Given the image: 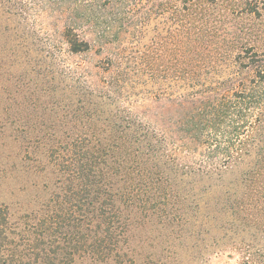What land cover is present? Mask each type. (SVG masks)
Instances as JSON below:
<instances>
[{
	"label": "rangeland",
	"instance_id": "obj_1",
	"mask_svg": "<svg viewBox=\"0 0 264 264\" xmlns=\"http://www.w3.org/2000/svg\"><path fill=\"white\" fill-rule=\"evenodd\" d=\"M263 59L264 0H0V264H264ZM118 125L183 152L106 147L92 204L73 144Z\"/></svg>",
	"mask_w": 264,
	"mask_h": 264
},
{
	"label": "trees",
	"instance_id": "obj_2",
	"mask_svg": "<svg viewBox=\"0 0 264 264\" xmlns=\"http://www.w3.org/2000/svg\"><path fill=\"white\" fill-rule=\"evenodd\" d=\"M65 36L69 44L70 50L72 52L88 50L89 45L87 41L79 39L75 33L67 32L65 33ZM259 66H260L259 63L255 65L256 75L264 79V68H259ZM262 67H264V61ZM193 100H194V95H193ZM216 101L213 100L212 98L211 99L206 98V100L202 101L204 108H201L200 112L196 110L190 115L192 119L191 129L201 130L202 132L205 130L206 133H208V131L210 132V130H213L215 134L217 129L219 128V125L222 124V122H226L228 121V119H231L232 113L237 114L238 117L241 118L239 113L242 115L244 108L246 109L248 105L247 104L248 100H246L242 95L240 96V100H236L235 103L234 102L230 103V101L224 97L220 99H216ZM104 130L105 128L102 127L91 128L90 133L92 135H100L101 132H104ZM110 131L113 132L115 135H117L116 137L119 139V142L116 143L111 142V144L109 145V144H105V141H102V138L100 139L94 137L90 141L73 144V152L75 153L74 161L78 168L77 171H79L80 173H85L84 185L89 186L93 194V199L91 200L92 204H94V202H96L97 199L99 198L100 190L92 189L90 186L92 185L94 187L99 183L98 180H95V177L101 176L103 172L102 166L103 163H105L104 162L105 157L107 158L110 154L109 151L106 150V147H112L113 150L115 149L114 151L116 152L114 153L117 152L121 153L126 148L125 150H129L130 154H133L134 156H138V153L141 151L140 146H145L144 155L145 154L155 155L157 154V152H160L163 156H165V158H166V154L169 151L170 152L172 151L171 153H173L175 156L177 155L176 154L177 152L182 151L181 150L182 148L180 146H179L180 148H176V149L172 148L167 150V148H164L160 150L159 147H161V144H159L158 141L154 138H157L162 134L157 135L154 138H151L156 133L154 132V135L152 136L148 135L149 130L144 128V126L142 125L135 126V135L133 131L129 130L127 125L114 126L113 128H111ZM114 134H112L111 136L115 137ZM134 136H135V140H132L134 139ZM155 140L157 143L155 142ZM133 143L135 144V152L130 151V148L134 145ZM156 145H158L157 150H153V148ZM226 155L227 156L223 160L224 163L230 162L229 160L230 156H228V154ZM234 162H236V160ZM262 162L264 164V160L262 161L255 160V163H252L251 168L255 170V168L256 167L258 168L259 164Z\"/></svg>",
	"mask_w": 264,
	"mask_h": 264
}]
</instances>
